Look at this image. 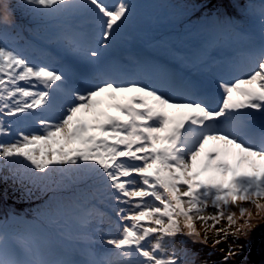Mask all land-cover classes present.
I'll return each instance as SVG.
<instances>
[{"label":"snow or ice","instance_id":"snow-or-ice-1","mask_svg":"<svg viewBox=\"0 0 264 264\" xmlns=\"http://www.w3.org/2000/svg\"><path fill=\"white\" fill-rule=\"evenodd\" d=\"M146 7L0 0V173L21 200L40 201L31 218L0 216V264H196L177 238L206 244L225 218L235 231L217 234L249 237L242 205L264 213V0L244 5L245 29L204 17L210 37L237 41L222 60L210 42L190 59L196 73L215 64L213 81L110 55ZM20 9L54 21L49 38L69 61L54 67L43 50L17 46ZM237 206L248 217L239 225ZM243 248L230 246L221 264Z\"/></svg>","mask_w":264,"mask_h":264},{"label":"trees","instance_id":"trees-1","mask_svg":"<svg viewBox=\"0 0 264 264\" xmlns=\"http://www.w3.org/2000/svg\"><path fill=\"white\" fill-rule=\"evenodd\" d=\"M104 2L107 3L106 0H104ZM136 2L148 6L141 12L140 17H146L152 12H164V21L167 22L166 19L169 18L168 22L175 23L173 26H177L178 28L176 31L174 30V32L165 34L163 36H156L154 34L152 36L149 34L150 31L147 29H144L140 36L133 33L129 38L138 37L141 42L137 44V47L125 49L123 54H125V56L129 55L131 57L129 58L131 62L134 60V56L136 55H146L149 56L151 60L162 63L173 71L181 72L183 74L191 73L198 78L213 81L215 79L216 72L218 71V68L215 64L209 63L207 67H205L200 73H196L191 67V63L189 62L190 60L181 62L177 56L194 58L196 52L189 51L187 47L194 45L195 48L198 49L199 41H205L209 38L207 43H213V47H211L209 54L216 60H222L228 49L231 46H234L237 42L236 38L230 35L229 39H225L223 40V43H220V41L218 42L216 38L210 37L205 31L201 29L204 17L211 16L214 14V12L221 11V18L223 15L222 7H224L225 10L232 9L231 14L234 16V18H244L245 29L249 27L250 21L244 12V5L248 4L251 6V4H259L261 0H246L245 2H240V4L237 2L234 3L231 0H225V2L222 1L221 3H219L218 0H176L172 4L164 2L161 4L160 2L153 0H136ZM12 5L15 7V0H12ZM206 8L209 9V12L205 16L199 17L198 14H200ZM15 17L17 23L20 25L19 38L16 40L18 47L28 48L29 50H31L32 47H35L43 50L51 57L54 67H60L61 64L66 63L71 59V57L65 55L58 45L49 38L52 31L49 25L54 23V21L38 19L40 23H42V26H39L38 24L33 23V21L37 18L31 16L24 9L16 11ZM232 22L236 25L234 21ZM24 35H26V38H24ZM177 42H181L182 44L184 42L186 48L178 47L176 44ZM149 43L152 45L149 46ZM116 51L117 50L115 49L110 53V55L115 56ZM6 174V171L0 173V202L4 203V206H8L7 208H13L15 206L20 208L19 210H25L24 208H28L26 211L30 214L31 209H33L36 204H39L40 201L37 200L26 202L21 200L20 192L13 190L14 186L12 185V181L10 179L4 180L2 178ZM28 218H31V215L28 216ZM231 239L233 240V237ZM247 245V241H243L239 242L233 248L238 250L240 249V246H244L243 249L246 250L245 248ZM219 247H221V249L213 250L212 253L208 254V258L202 255L195 257L196 264H201L203 261H207L208 264H221L222 261H220L218 258L220 256L227 255L228 252L226 248H228V244L221 242ZM248 261L250 262L249 258Z\"/></svg>","mask_w":264,"mask_h":264},{"label":"rangeland","instance_id":"rangeland-1","mask_svg":"<svg viewBox=\"0 0 264 264\" xmlns=\"http://www.w3.org/2000/svg\"><path fill=\"white\" fill-rule=\"evenodd\" d=\"M153 1L160 2L161 4L163 2L164 3H168V4H172L176 0H153ZM222 1L225 2V0H218L219 3H221ZM231 1L234 2V3L237 2L238 4H240V2H245L246 0H231ZM222 9H223V11H222L223 15H222L221 19H224L225 17H231V18L234 17L232 14L225 13L224 7H222ZM239 11H241V10H239ZM220 12L221 11L214 12V14L220 16ZM33 23L34 24H38L39 26H42V23H40V21L38 19H35L33 21ZM24 38H26V35H24ZM222 40H224V39L223 38H219L218 42L222 41ZM176 44L179 45V46L183 45L181 42H177ZM201 47L202 46H200V48ZM211 47H213V43L210 44L209 49ZM261 203H264V200H262ZM4 205H5L4 203L0 202V216L6 215L10 208L14 209L17 214H23L24 213V214H27V216L31 215V214H29L26 211V209H28V208H24L25 210H19L20 208H18L16 206L13 207V208L12 207L7 208L8 206L6 207ZM242 206L249 208V210L252 212L251 223L253 224L254 228L250 232V236L249 237H245L242 234H237L238 238L233 236V235H230V234L226 236L224 232H221V233L217 234L216 229H218V228H224V229L228 230L229 233L235 231V226L229 228L228 221L225 218V219H222L219 222V224L216 225V228H211V229L208 230V232H207L208 241H207L206 244L205 243L193 244L190 241H188L186 244H182L181 243V239L177 238V241L175 242V248L177 250H179V249H181L183 247H187L193 253L196 254V257H199V256L202 255V256L208 258L209 257L208 254L212 253L213 250L221 249V247H219L220 243L216 244L215 246L213 245V242L215 240H221L224 244H228V248H226L227 252H228L230 246L234 247L239 242L247 241L248 245L245 248L246 250L243 249V251H242V253L240 255H237V256L233 257L232 259H230L228 261V264H251V262L248 261L247 255H248L250 247H251V245H252V243L254 241L253 231L257 227H259L260 225H262L264 223V213H261L260 215H257L256 209L251 204H243ZM231 210L235 211L237 213V215H236L237 225L243 224L245 222V220L248 219L247 215H245L244 217H240V215H239V206L233 207ZM213 212H215V209L212 208V207H209L207 209L205 215H207L209 213H213ZM211 223L212 222L209 221V224H211ZM196 228H197L198 231H200L202 233V237H203V235L205 234V227L199 221H197L196 222ZM232 237H233V240L231 239ZM234 250H236V249H234ZM239 250L240 249H238L237 251H239ZM195 251H197V252H195ZM223 257L224 256H220L218 259L220 261H223Z\"/></svg>","mask_w":264,"mask_h":264},{"label":"water","instance_id":"water-1","mask_svg":"<svg viewBox=\"0 0 264 264\" xmlns=\"http://www.w3.org/2000/svg\"><path fill=\"white\" fill-rule=\"evenodd\" d=\"M254 241L250 247L248 258L252 264H264V223L254 232Z\"/></svg>","mask_w":264,"mask_h":264},{"label":"bare ground","instance_id":"bare-ground-1","mask_svg":"<svg viewBox=\"0 0 264 264\" xmlns=\"http://www.w3.org/2000/svg\"><path fill=\"white\" fill-rule=\"evenodd\" d=\"M107 1V3H109V4H113V3H115L116 2V0H106ZM209 12V9L208 8H206L204 11H202L200 14H198L199 15V17H203V16H205L207 13ZM231 12H232V9H226L225 10V13H229V14H231ZM229 18H231V17H229ZM231 20L232 21H234L235 23H236V25H238L239 26V28L240 29H244V25H245V20H244V18L243 17H236V18H231Z\"/></svg>","mask_w":264,"mask_h":264}]
</instances>
